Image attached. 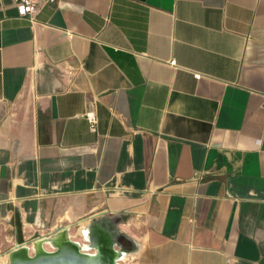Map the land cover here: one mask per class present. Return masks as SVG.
Segmentation results:
<instances>
[{"label": "crops", "instance_id": "0c3cea01", "mask_svg": "<svg viewBox=\"0 0 264 264\" xmlns=\"http://www.w3.org/2000/svg\"><path fill=\"white\" fill-rule=\"evenodd\" d=\"M37 7L0 0V258L79 227L120 263L264 264V0Z\"/></svg>", "mask_w": 264, "mask_h": 264}, {"label": "water", "instance_id": "95a60500", "mask_svg": "<svg viewBox=\"0 0 264 264\" xmlns=\"http://www.w3.org/2000/svg\"><path fill=\"white\" fill-rule=\"evenodd\" d=\"M94 249L95 253L81 252L78 243H66L53 251H40L29 255V249L22 245L14 247L10 251L11 264H122L119 260L122 256L111 249L105 252L99 245L91 241L90 247L86 250Z\"/></svg>", "mask_w": 264, "mask_h": 264}, {"label": "bare ground", "instance_id": "6f19581e", "mask_svg": "<svg viewBox=\"0 0 264 264\" xmlns=\"http://www.w3.org/2000/svg\"><path fill=\"white\" fill-rule=\"evenodd\" d=\"M83 232L84 231L82 229L80 231V234H83ZM70 242L73 244L78 243V241H75L72 239L69 232L65 231V233H59V234H55V235L48 236V237H42L40 239L35 240L30 245L23 244L22 246H23V248L29 249V255H31L30 254L31 250L33 251V253H38V252L43 251V250L48 252V250L46 249L47 245L52 247L53 249L54 248L57 249V248L61 247V245L66 244V243H70ZM79 245H80L81 252H84V253L87 252L86 248L90 247L89 244L83 245V244L79 243ZM87 253H89V252H87ZM93 253H95V252H93ZM31 256H33V255H31ZM10 257H11V255L8 254L7 257L0 258V264L3 263L6 258L9 260ZM7 263H8V261H7ZM9 264H11V262H9Z\"/></svg>", "mask_w": 264, "mask_h": 264}, {"label": "built area", "instance_id": "2783aa9c", "mask_svg": "<svg viewBox=\"0 0 264 264\" xmlns=\"http://www.w3.org/2000/svg\"><path fill=\"white\" fill-rule=\"evenodd\" d=\"M39 0H15L17 9L19 14L22 17H32L37 13L38 7H37V2ZM48 3H54L56 0H43ZM85 118L89 122L90 128L92 131H96L97 128V116L95 111L90 108L86 113H85Z\"/></svg>", "mask_w": 264, "mask_h": 264}, {"label": "flooded vegetation", "instance_id": "af4514ba", "mask_svg": "<svg viewBox=\"0 0 264 264\" xmlns=\"http://www.w3.org/2000/svg\"><path fill=\"white\" fill-rule=\"evenodd\" d=\"M96 238L98 239L97 243L99 246L105 251H110L111 250V245L113 243V234L111 229H103L100 231H96Z\"/></svg>", "mask_w": 264, "mask_h": 264}, {"label": "rangeland", "instance_id": "374dc122", "mask_svg": "<svg viewBox=\"0 0 264 264\" xmlns=\"http://www.w3.org/2000/svg\"><path fill=\"white\" fill-rule=\"evenodd\" d=\"M78 229H79V227H74L73 228V231H72V234H74V238H75V240L76 241H78L79 243H81V244H83V245H87V244H89V245H91V242H87L86 241V239L84 238V237H82L80 234H78ZM83 235V234H82ZM46 249L48 250V252L49 251H53V248L52 247H50V246H46ZM92 250V251H91ZM87 252H89V253H93V252H95V250L94 249H90V250H88ZM9 254V253H8ZM7 254V255H8ZM30 254L31 255H34V253H33V251L31 250V252H30ZM7 255L5 256V257H7ZM7 261H8V263H7ZM9 260L6 258L5 260H4V262L3 263H1V264H9ZM124 263V262H123ZM122 263V264H123ZM125 264V263H124Z\"/></svg>", "mask_w": 264, "mask_h": 264}]
</instances>
